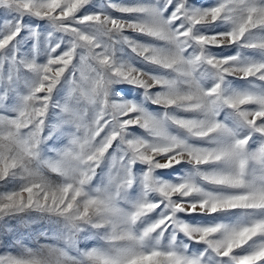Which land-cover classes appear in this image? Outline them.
<instances>
[{"label": "snow or ice", "instance_id": "1", "mask_svg": "<svg viewBox=\"0 0 264 264\" xmlns=\"http://www.w3.org/2000/svg\"><path fill=\"white\" fill-rule=\"evenodd\" d=\"M0 264H264V0H0Z\"/></svg>", "mask_w": 264, "mask_h": 264}, {"label": "rangeland", "instance_id": "2", "mask_svg": "<svg viewBox=\"0 0 264 264\" xmlns=\"http://www.w3.org/2000/svg\"><path fill=\"white\" fill-rule=\"evenodd\" d=\"M41 226H45L46 227V225H41L40 223L34 224L31 227H33V228H39Z\"/></svg>", "mask_w": 264, "mask_h": 264}]
</instances>
